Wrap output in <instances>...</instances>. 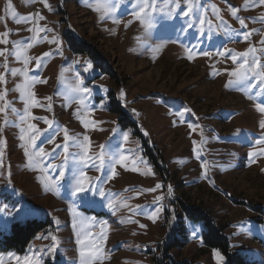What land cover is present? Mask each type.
I'll use <instances>...</instances> for the list:
<instances>
[{
  "label": "rangeland",
  "instance_id": "obj_1",
  "mask_svg": "<svg viewBox=\"0 0 264 264\" xmlns=\"http://www.w3.org/2000/svg\"><path fill=\"white\" fill-rule=\"evenodd\" d=\"M47 2L50 9L40 0H0V34L9 32V43L0 44V49L11 51L13 42L27 45L34 36L28 29L36 26L35 21L17 23L16 19L36 13L44 17L38 21L39 26L51 31L40 33L47 40L34 43L26 51L32 58L27 69L30 77L47 81L31 90L41 105L51 103L52 110H29L34 116L53 120L56 127H66L70 136L82 140L87 135L89 155L95 156L101 145L106 146L102 170H86L95 189H102L105 196L98 191L86 193L95 203L85 205L81 197L70 194L73 162L70 157L64 165L62 148L56 149L53 158L44 159L43 164L52 167L35 165L43 171L31 170L21 146L25 142L19 139V129L27 125L19 124L17 116L9 111L5 126V114L0 113V138L7 141L0 167V239L9 236L16 224H44L23 250L0 251V261L24 264V257H29L40 264H80L77 232L90 231L99 236L103 231L107 239L99 241L103 251L95 264H218L214 251L224 256L223 264H264V155H249L264 148V143H255L264 137V130L259 128L264 115L255 107L264 96H257L258 89L249 92L225 87L231 79L228 73L237 65L229 54L218 55L225 48L233 54L250 46L264 48L260 43L264 39V21L260 19L264 17V5H253L249 0L245 9V0H200L207 12L197 13L192 19L194 27L185 34L177 29L186 27L188 18L179 12L174 19L157 16L156 27L146 31L132 15L136 0H112L116 11L104 19L103 10H93L94 0ZM212 5L220 9L223 23ZM231 7L240 9L238 16L245 20L246 28L231 15ZM201 15L212 22L203 26V34L198 22ZM247 32L252 34L245 41L243 34ZM53 38L60 41L59 45L50 42ZM87 43L96 48L101 65L80 50ZM157 48L160 50L155 51ZM186 49L192 50L194 59L187 58ZM45 52L51 55L37 68L35 58ZM257 55L264 64V54ZM88 62L91 69H87ZM4 63V56H0V73H5ZM7 65L9 69L25 67L12 55H8ZM111 70L118 81L111 79ZM5 79L7 83L0 84V92L7 88L6 100L23 111L20 94L13 91L24 82L23 76L13 77L9 72ZM78 79L90 94L72 91ZM3 105L0 101V107ZM185 108L191 113L183 117L175 114ZM77 109L80 117L87 119L88 128L74 115ZM30 122L41 130L48 128L42 120ZM50 135L51 130L44 132L41 141ZM63 136L59 131L55 143L41 146L52 152L56 144L63 145ZM78 151L69 147L70 153ZM113 154L127 156V169L135 167L138 171L115 164L113 177L108 162ZM57 165H64L62 181ZM50 182L55 186L46 188ZM157 184L161 188L148 191ZM110 201L113 209L108 207ZM187 209L199 210L206 218L187 213ZM153 214L154 222L148 218ZM210 220L218 229H225L229 257L205 245Z\"/></svg>",
  "mask_w": 264,
  "mask_h": 264
},
{
  "label": "snow or ice",
  "instance_id": "obj_2",
  "mask_svg": "<svg viewBox=\"0 0 264 264\" xmlns=\"http://www.w3.org/2000/svg\"><path fill=\"white\" fill-rule=\"evenodd\" d=\"M40 2L44 5V7L50 9V5L48 4L47 0H40ZM96 7L93 8L94 11H104V16L101 19H104L106 16H109L111 13L116 11V6L112 4V0H94ZM251 3L254 5L256 3L260 5H264V0H251ZM159 4L165 5V8L158 7ZM86 6L91 7V4H87ZM212 11L216 14L217 19L221 20L223 23L222 17H220V9L216 5H212ZM249 7V0H245L244 8L247 9ZM8 8L11 9L12 5L9 2ZM136 10L133 11L132 15L138 20L142 26L145 27L146 31H150L154 29L158 23L157 16H166L169 19H174L177 12L179 15L185 18H188V22L186 27H182L177 29V31L183 32L187 34L188 29L194 27L192 23L193 17L197 15V13L203 10V13L206 14L207 9L203 8L200 3V0H136L135 4ZM240 9L235 7L230 8L231 15L236 18L241 25L242 28H246L247 25L245 20L238 16V12ZM15 17V13H13ZM44 17L41 16L39 13L36 14H29L27 17H20L16 19L17 23L20 22H28L32 23L35 21L36 26L29 28L28 31L33 32L34 36L30 38L27 45H24L22 42H13V48L10 51L8 48L0 49V56H4L5 63L2 65L5 68V73H0V84L6 85L7 81L5 79L6 74L10 72V74L15 77L18 74L23 76L24 82L21 84H17L13 91H18L20 94L21 101L25 104L23 111H20L14 107H12L11 102L6 100L8 89L5 88L3 92H0V101H4V105L0 107V113L5 114L4 124L7 126L9 120L7 118V113L10 111L17 116L19 124H26L25 127H21L19 139L22 142H25L21 146L24 147V154L28 158L29 167L31 170L34 171H43V167H52L51 165H44L43 161L45 158H53V153L56 152L57 148H62L64 152V165H66L69 161V158L72 159V168L71 171V179L69 180V184L71 187L70 194L72 196H79L81 197V203L85 205L94 204L95 201H90L88 197L84 194L92 193L95 194L98 191V194L101 197L105 196V192L102 189H95L93 178L87 174V169L89 168H96L97 171H101L103 166L105 165V145L100 146V152L95 156L89 155L91 142L90 138L87 135H84L82 140L79 137H73L69 135V132L66 127L59 128L54 126L55 122L53 120H49L48 117H37L34 116L31 111L29 110L32 107H46V110L51 111L52 106L49 103L47 106L41 105L39 103L38 98L36 97L34 91L31 89L37 83H46L45 80H38L35 77H30L29 72L27 69V65L31 62L30 57L26 55V51L34 46V43H39L41 40H47L46 36H41L40 33L51 31V29H47L46 27H40L38 21L43 20ZM264 21V17L260 18ZM114 23H119V20H114ZM200 24V34L204 32V25L207 23L211 26L212 22L207 20L204 15H201L198 20ZM255 31V30H253ZM251 32H247L243 34V40L247 41L251 36ZM240 35V33H237ZM9 36V32L5 31L4 33L0 34V44L7 45L9 40L7 37ZM51 43L58 44L60 41L56 38H53ZM262 45H264V39L260 41ZM59 50V49H58ZM160 49L157 48L155 51H159ZM188 54V59H194V54L191 49H186ZM264 54V48L257 49L255 46H250L247 50L240 53H234L233 50L225 48L223 51L218 52V55L224 56L226 53L229 54V58L231 59L234 65H237L232 71L228 73L231 77L225 87L236 86L242 91H249L251 92L253 89H258L257 96H264V64L261 62V56L257 55V53ZM62 54V53H61ZM204 56L211 57V52H203ZM8 55H12L18 62H23L25 67L23 69L12 68L9 69L7 65ZM51 55L50 52L42 53L39 57H36V67L40 68L43 66V60L46 57ZM92 64L90 62L87 63V69H91ZM213 74H216L215 72ZM73 92L76 93H83V94H90V89L83 86V81L77 80L75 87L72 88ZM123 95V93H121ZM251 98V97H249ZM45 99L51 101V97H45ZM80 103L83 105L84 101L81 99ZM255 107L259 113L264 115V101L257 102ZM185 113H191V109L185 108L183 112L175 113L177 116L183 117ZM78 119H81V123L85 128L89 127L86 118L80 117V111L74 113ZM31 120H42L48 128L41 130L38 126L34 123H31ZM181 123L184 121L181 120ZM14 126L16 122H12ZM192 127V125H189ZM259 128L264 130V119L259 121ZM2 130V129H0ZM51 130V135L47 137L46 141H41V136L44 132H48ZM59 131H63L64 136L63 145L56 144L55 148L52 152H46L44 147L41 146L42 143H55V136ZM115 131V130H114ZM195 131V129H193ZM239 132V130H238ZM128 136L125 134L124 140L127 141ZM39 142V143H38ZM255 143L257 145L264 143V137L259 140H256ZM25 144L27 146H25ZM194 146L196 142H193ZM7 141L4 138H0V167L3 166V156H4V149L6 148ZM75 147L79 149L78 152L70 153L69 147ZM194 152H197L196 148L194 147ZM257 154L264 155V148H259L257 152L249 153L250 156H256ZM197 156L199 153L197 152ZM129 158L124 155H119L118 157L113 154L109 157V163L112 164V171L111 175L114 177L116 175L115 171V164H120L122 167H125L126 170L138 171L137 168L133 167L132 169H127V165L124 163ZM99 161V164L96 162ZM255 162V161H253ZM135 163V161H133ZM35 165H43V167H36ZM64 165H57L56 168L59 169L58 176L59 179L62 181L65 179V171ZM151 169H149V172ZM206 174V173H205ZM98 179V178H96ZM53 185L51 182L46 185V188H52ZM161 188L160 184H157L155 188L149 189L148 191H155L156 189ZM125 191H129L126 189ZM169 194H171V186H169ZM157 199H163V197H159ZM127 207V205H124ZM110 209H113L115 205L110 201L108 204ZM71 212L74 217L77 216L76 209H71ZM152 219L153 222L155 221V214L148 217ZM83 218H81L82 220ZM132 223H136V221H129ZM58 223V221H57ZM106 224V222H104ZM140 227H145L144 225H140ZM77 245L80 257V264H95L96 260L100 259L101 253L103 248L99 243L100 240H106L107 236L105 232H101L99 236H93V234L88 232H77ZM82 237V238H81ZM53 241H56V237H52ZM53 252L56 250L55 245L51 249ZM214 255L217 258L218 264H223L224 256L219 251H214ZM19 261V257L16 258ZM0 264H3L0 261ZM24 264H40L39 260L31 259L29 257H24Z\"/></svg>",
  "mask_w": 264,
  "mask_h": 264
},
{
  "label": "trees",
  "instance_id": "obj_3",
  "mask_svg": "<svg viewBox=\"0 0 264 264\" xmlns=\"http://www.w3.org/2000/svg\"><path fill=\"white\" fill-rule=\"evenodd\" d=\"M80 50L89 54L92 59L99 61L98 66L101 65L100 56L91 44H84L80 47ZM110 77L113 80L118 81V78L113 70H111ZM145 154H149V151L146 150ZM155 166L161 170L160 165L155 164ZM187 213L199 215L201 218H206L202 212L199 210H186ZM43 223L38 221H29L25 225L16 224L12 227V232L9 236H5L3 239H0V251H8L16 249L17 251L23 250L31 240L39 233L43 228ZM209 229L204 235L205 245L209 248L220 250L225 256H230V246L228 238L224 235L225 229H218L214 224L213 220L208 222Z\"/></svg>",
  "mask_w": 264,
  "mask_h": 264
}]
</instances>
